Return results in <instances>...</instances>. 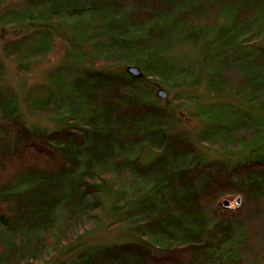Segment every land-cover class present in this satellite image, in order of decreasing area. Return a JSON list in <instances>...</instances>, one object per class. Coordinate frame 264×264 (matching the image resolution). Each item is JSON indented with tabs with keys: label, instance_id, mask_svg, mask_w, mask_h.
Wrapping results in <instances>:
<instances>
[{
	"label": "trees",
	"instance_id": "obj_1",
	"mask_svg": "<svg viewBox=\"0 0 264 264\" xmlns=\"http://www.w3.org/2000/svg\"><path fill=\"white\" fill-rule=\"evenodd\" d=\"M263 7L264 0H0V36L8 27L13 36L2 49L19 67L52 37L68 53L77 42L91 52L67 79V96L30 107L51 128L28 125L16 96L0 88V264H264ZM189 40L205 50L199 67L209 66L195 76L199 89L241 105L220 115L199 108L201 119L223 121L214 125L215 144L225 156L241 154L234 161L202 159L188 135L168 129L175 100L154 98L158 84L174 90L176 105L196 97L197 89L181 92L163 66L150 65ZM193 72L171 67L181 78ZM105 213L109 225L132 227L128 239L84 244Z\"/></svg>",
	"mask_w": 264,
	"mask_h": 264
},
{
	"label": "rangeland",
	"instance_id": "obj_2",
	"mask_svg": "<svg viewBox=\"0 0 264 264\" xmlns=\"http://www.w3.org/2000/svg\"><path fill=\"white\" fill-rule=\"evenodd\" d=\"M19 1L11 0V3L15 5ZM259 15L264 18V7L261 9ZM11 31L12 28L8 27L5 30L4 36H0V88L16 96V113H20L28 125L35 124L40 127L51 128L53 126L52 121L47 119L43 114L36 113L30 107H33V103L39 104L37 103L39 101L38 99H45L50 95H54L55 97L67 96V93H69V87L66 84L67 79H69V76L73 72L81 68L80 65L84 58L91 57V52L84 50V46L77 42L73 46L74 50L68 53V50H65V41L58 36L52 37L48 50H37V56L31 59H21L20 62L24 67H19L15 58L6 55L2 49L6 41L9 38H13ZM38 36L39 38L36 37L31 40L36 46L42 45L41 35L39 34ZM189 41H185L176 50H163L164 55H160V59L153 57L150 65L154 67L163 66L162 73L169 77V82L177 84L181 92H188L190 88L197 89L195 90L196 97L191 100L180 101L176 105L174 103L176 99L172 97L174 90L169 89L164 84H158L154 87V93H157L156 90L161 86L167 89V94L165 97L155 95L154 98L159 97L162 99L160 101L161 104L169 103L167 99L175 100L173 103L171 102L172 105L169 110L171 114L173 113V117L169 120L168 129L174 133L188 135L193 140L196 149L201 153L200 157L202 159L211 160L226 157L234 161L241 154L227 153L225 156L223 150L215 144L214 138L216 137L217 131L214 125L223 123V121L220 118V121H217L215 116H213L214 118L201 119L199 108L201 106L204 108H212L215 114L220 115L219 110L227 111L231 107L230 104H235L237 108H241V105H238L237 101L229 95L212 96L209 90L199 89L201 85L197 84L195 76L201 71L202 73H207L209 66L199 67L200 64L198 62L205 50H197L199 45L198 41L195 45H192L191 40ZM27 44H29V41H23L21 43L22 46ZM235 51L240 53L242 50ZM68 54L73 55V59H67ZM145 63L148 64L147 60H145ZM191 66L194 68L191 77L181 78V73L179 75L171 74V67L175 69L190 68ZM148 89L149 87L146 86L143 88V92H148ZM143 96L147 98L148 95ZM173 104H175V107ZM203 138L209 139L210 143L207 140L203 142L201 140ZM233 203L232 201L231 204ZM124 208H121L119 214L124 212ZM108 214L105 213L102 223L100 222L95 230L85 236L84 244L96 245L128 239L127 235L125 236L126 230L128 231L130 229L131 231L132 227L123 226V224L111 225L110 223L109 225L108 219L112 222L113 218H109Z\"/></svg>",
	"mask_w": 264,
	"mask_h": 264
},
{
	"label": "water",
	"instance_id": "obj_3",
	"mask_svg": "<svg viewBox=\"0 0 264 264\" xmlns=\"http://www.w3.org/2000/svg\"><path fill=\"white\" fill-rule=\"evenodd\" d=\"M1 31V30H0ZM126 69L132 73L133 75L135 76H140L142 74V70L141 68L139 67V65L137 64H134V63H130L127 65ZM157 95H159L160 97H165L166 94H167V89L166 88H163V87H159L157 90ZM240 200V197H237V201L239 202ZM224 202L225 203H228V200L227 199H224Z\"/></svg>",
	"mask_w": 264,
	"mask_h": 264
}]
</instances>
